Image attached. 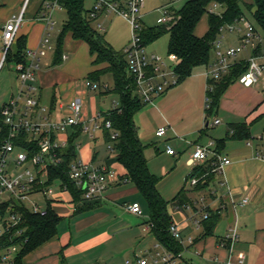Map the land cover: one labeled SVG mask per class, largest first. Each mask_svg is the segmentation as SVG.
Here are the masks:
<instances>
[{
    "label": "crops",
    "instance_id": "0c3cea01",
    "mask_svg": "<svg viewBox=\"0 0 264 264\" xmlns=\"http://www.w3.org/2000/svg\"><path fill=\"white\" fill-rule=\"evenodd\" d=\"M46 2L0 0V35L6 21L25 8L19 36H26V50L39 47L49 31L45 19L49 11L45 7ZM171 2L168 0L161 7L169 4L171 11L174 7V2ZM56 17H61L64 25L66 9L54 7V25ZM208 27V24L198 25L197 35H204ZM230 33L234 36L224 45L238 44L240 34L236 31ZM259 45L264 47L263 41ZM82 48L83 41L69 33L62 46L63 57H74ZM254 53L253 48H247L236 58V63L247 61ZM54 56L56 53H53ZM92 60L87 66L88 74L94 69ZM49 62L45 61L47 67L39 66L37 70L33 96L50 108L52 117H64L66 104L73 98L81 99L84 113L93 116L88 114L85 103L90 92L85 87L88 78L84 80V87L80 88V83L67 72L66 64L53 65ZM205 70L206 66L195 68L190 76L178 79L177 85L157 97L155 104H145L135 115L139 137L147 145L145 155L150 170L159 175L160 158L167 159L170 162L168 167L176 169L171 171L164 166L165 175L158 182L160 193L170 201L168 211L171 221L177 225L182 236L181 240L175 237L182 244L175 264H223L230 255V249L228 243L222 244V241L229 227L235 223L239 231L233 246V264H239L236 258L238 252L246 255L242 264H264V76L251 86L235 80L222 94L218 107L208 113ZM1 73L6 76L7 83L0 92V106L17 94L21 87L14 66L9 64ZM99 83L108 85L101 80ZM108 90L109 85L107 89H99V92L108 93ZM115 107L118 106L108 110L99 108L98 112L107 113ZM215 119H220V123L208 125ZM163 126L167 127V133L159 137L156 131ZM91 141L92 150L89 148L83 158L77 156V159L106 165L114 169L118 176L109 182L101 199L84 203H76L69 191L54 183L57 189L52 195L47 198L40 196L42 205L47 209L51 207L60 217L56 233L23 254L19 261L16 255L14 264H127V260L132 261L130 264H137L136 260L140 257L151 261L158 252H170L153 231L145 195L126 176V169L117 152L107 149L105 131L100 136L95 135ZM197 144L211 145L213 150L228 157L231 163L224 167L223 173L215 170L207 181L198 186L191 185L189 181L187 186L194 167L213 160L212 156L206 161L193 160L192 153ZM167 145L176 153H168ZM175 172H179V180L165 185V179ZM181 191L185 193L181 201L172 202ZM245 197H249V202L241 205ZM134 202L140 204L142 214H134L125 208ZM207 213L216 216L211 225H206L203 219ZM190 238L193 240L190 241Z\"/></svg>",
    "mask_w": 264,
    "mask_h": 264
},
{
    "label": "built area",
    "instance_id": "2783aa9c",
    "mask_svg": "<svg viewBox=\"0 0 264 264\" xmlns=\"http://www.w3.org/2000/svg\"><path fill=\"white\" fill-rule=\"evenodd\" d=\"M146 0H95L93 7L89 10L91 20H99L103 13L118 14L125 18L132 30L130 44L124 49L127 60L128 71L133 77L135 93L146 104H155V99L163 95L170 88L178 83L179 76L176 72V64H170L162 56L148 51L144 45L141 31L143 22L141 11ZM60 6L58 0L45 3L47 28L54 27L52 20V9ZM220 3H211L208 7L209 13L222 14ZM169 4L162 8L163 17L160 24H165L171 19ZM25 8L19 14L12 15L4 24L0 35V74L9 63L7 55L15 43L19 30L24 22ZM105 29L104 23L98 24ZM222 33L215 41L214 56L206 65L205 76L207 78V108L210 105V90L213 89L212 81H219L227 75L236 64V58L247 48H253L252 54L247 62L248 68L239 76L238 80L245 86H251L264 76V47L260 46L263 40L262 32L257 29L253 21L247 15L241 17L234 24H227L221 28ZM238 32L240 41L236 45H224V31ZM49 38L45 34L40 46L35 49L26 50V62L17 63L15 71L21 83L17 94L0 106L4 123L8 125L9 132L0 145V206H6V213H0V262L14 264L16 255L27 239L21 238L19 243L4 244V236L15 227L13 236H23L25 227H21V215L16 211V206H24L33 213L46 215L47 208L34 199L32 195L39 193L47 198L54 193V184H49L50 168L63 162L60 150L68 146V140L57 138L59 133H68L73 127L80 125L82 132L88 133L91 138L100 128L110 130V139L107 140V149L114 150L119 133L113 127L111 120L106 119L103 113L97 116H87L84 113L83 103L79 98H73L66 104V115L61 118L52 117L49 107L43 105L33 96L37 80V70L40 60L46 55ZM258 46L260 50L256 52ZM50 47V46H49ZM87 90L107 89L108 85H101L98 82L87 79L85 81ZM220 119H215L208 125H216ZM167 133V127H160L156 134L163 137ZM167 152L175 154L176 151L167 145ZM213 157L215 169L224 172V167L231 163V160L213 150L211 145L197 144L192 158L195 161H206ZM68 175L76 189L81 193V203L101 199L108 189L109 182L115 179L117 172L106 166L94 162H85L78 159L70 163ZM197 178L190 180L191 185H196ZM59 185L62 190L69 191L67 185ZM249 202L245 197L241 205ZM76 205V203H75ZM125 208L134 214H142L139 203L128 204ZM208 217V213L203 219ZM238 224L235 223L224 235L222 244L228 243L230 255L223 264H233V246L238 240ZM171 234L181 240L182 236L176 224L170 226ZM193 239L190 238V241ZM176 254L172 252H158L151 261L145 257L136 260L137 264H175ZM245 253L236 254L237 263L245 261ZM127 264L132 261L127 260Z\"/></svg>",
    "mask_w": 264,
    "mask_h": 264
},
{
    "label": "trees",
    "instance_id": "16d2710c",
    "mask_svg": "<svg viewBox=\"0 0 264 264\" xmlns=\"http://www.w3.org/2000/svg\"><path fill=\"white\" fill-rule=\"evenodd\" d=\"M45 1L53 2L55 0ZM174 1L177 0H172L171 3ZM58 2L60 6L66 9L67 20L62 27L55 62L61 61L64 39L70 33L73 38L85 41L89 45L94 69L89 73L88 79L99 83L103 73L110 71L113 74L114 91L119 96L120 105L103 114L106 119L111 120L114 129L119 133L114 150L126 169V176L135 183L148 201L150 222L159 242L170 252L178 254L182 249V244L170 232L172 224L168 211L170 201H167L158 189L159 178L149 168L145 155L147 145L141 141L138 134L135 115L146 103L135 93V84L128 71L125 54L124 52H117L104 40V36L92 27L89 10L84 5L85 0H58ZM217 2L223 5L221 15L208 11L209 5ZM243 4L250 11V19L257 29L264 34V0H251L248 3H245V0H184L182 7H173L170 11L171 19L167 23L143 27L141 31L143 43L146 46L150 45L160 36L168 33L169 56L175 60L179 80L185 79L193 73L195 68L206 66L211 61L214 43L222 33L221 28L227 24H234L241 15H247ZM205 15L208 17L209 27L204 35L199 36L196 33V28ZM259 50L260 47L258 46L256 52ZM7 61L11 65L26 62V36L18 35L9 50ZM247 68V61L236 63L222 79L211 82L213 89L209 92L211 102L207 108L208 113H212L218 107L222 94ZM110 91L111 89L107 92ZM104 131L106 139H110V130L105 128ZM8 132L9 127L4 123L0 111V145ZM81 132L80 125L73 127V132L68 138V146L59 152L63 157V162L50 168L48 181L49 184L60 182L67 185L76 203L81 202V193L70 180L68 171L70 163L77 159L74 140ZM214 161V159L209 160L205 165L195 166L188 177V181L197 178L196 186H198L211 178L216 170ZM184 195V191H181L172 202L181 201ZM15 208L21 215L20 226L25 227V234L21 237H14L15 228H18L15 227L4 236V244L19 243L21 238L27 239L17 253V261H19L23 254L56 233L60 217L51 207L48 208L46 215L33 213L24 206L17 205ZM0 213H6V206H0ZM215 217L210 213L204 219L206 225H211L215 221Z\"/></svg>",
    "mask_w": 264,
    "mask_h": 264
},
{
    "label": "rangeland",
    "instance_id": "374dc122",
    "mask_svg": "<svg viewBox=\"0 0 264 264\" xmlns=\"http://www.w3.org/2000/svg\"><path fill=\"white\" fill-rule=\"evenodd\" d=\"M111 1H118V0H111ZM168 0H146L144 7L141 11V19L143 21V27H151L156 26L160 24V19L163 17V11H162V5L166 3ZM251 0H245V3L250 2ZM95 0H85L84 5L86 9H91L94 5ZM184 4V0H177L174 1V7L180 8ZM211 5V4H210ZM209 5V6H210ZM244 8V11L250 18V11L247 10L246 6L242 5ZM223 10V5L221 6V9ZM56 25H54V28L49 29V31L46 33V35L49 38L48 47L46 48V55L42 57V60L40 61L41 68L47 67L45 64V61H49V63L53 65H60V64H66L67 65V72L71 73L74 76V79H76L80 84L79 87H84V80L86 78H89V74L87 71L88 63H90V60L92 58L90 54L89 45L87 42L83 41V48L79 50L78 54L74 57L68 56L67 59L66 56L62 57L60 62H55V56L52 57L53 53H56L59 38L62 32V26H63V19L60 17H56ZM99 23H104L106 25V29H102L99 27ZM92 27L97 31L99 34L104 36V40H106L117 52H124V49L130 44L132 39V30L129 22L123 18L122 16L118 14H107L103 13L99 20H92ZM208 24V17L205 15L199 22V26L204 25L207 26ZM234 36L231 34L228 30L224 31V38L223 43H226L227 40ZM263 36V44H264V34ZM168 40H169V34L166 33L162 36H160L158 39H156L154 42H152L150 45H147L148 51H152L160 56H162L167 62L170 64H174L173 58H170L169 52H168ZM50 46V47H49ZM11 65V64H10ZM12 66H15L14 64ZM40 68V69H41ZM37 73V72H36ZM2 74V75H1ZM0 74V92L3 90L7 83L6 76L1 73ZM104 84H108L110 86L111 91L108 93L100 94L99 89L98 90H90L89 94L86 96L85 103L88 106V114H92L93 116H97L99 113V108H102L101 110H108L113 108L114 106L120 105L119 96L114 91V78L113 74L108 71L101 75V79ZM14 81V79H13ZM12 81V82H13ZM14 84V82H13ZM104 132V128H100L95 132V135L100 136ZM66 135L65 137L62 136ZM71 134L70 131L68 133H59L57 134V138L59 140H62L63 138L65 140H68L69 135ZM60 135L62 137H60ZM74 144L76 147V153L77 156L81 159L83 158V155L87 153L89 148L92 150L93 143L91 141V137L88 133L81 132L74 140ZM158 167L160 169V173L158 175V178H162L161 176L165 175V171H163V168L170 166V162L165 158H160L158 160ZM165 166V167H164ZM171 171L176 170L172 169L171 167H168ZM172 174V173H171ZM179 172L173 173L170 178H166L164 183L165 185H169L171 181H177L179 180L178 175ZM184 181L182 182V184ZM181 184V186H182ZM189 181L187 183V186H189ZM57 189V186H54V190ZM32 199L38 200L42 204V197L40 194L36 193L32 195ZM43 206V205H42Z\"/></svg>",
    "mask_w": 264,
    "mask_h": 264
}]
</instances>
